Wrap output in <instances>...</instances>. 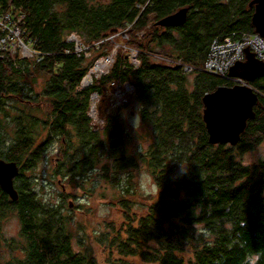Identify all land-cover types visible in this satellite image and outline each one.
Here are the masks:
<instances>
[{
	"label": "trees",
	"instance_id": "16d2710c",
	"mask_svg": "<svg viewBox=\"0 0 264 264\" xmlns=\"http://www.w3.org/2000/svg\"><path fill=\"white\" fill-rule=\"evenodd\" d=\"M251 1L0 0V16L23 15V41L37 52L0 57V159L19 166L18 199L0 186V221L15 212L23 240L4 241L13 255L7 264H100L90 250L75 247L68 217L45 203L26 175L58 141L56 173L73 181L95 172L115 187L124 184L125 223L114 225L109 239L122 257L112 254L108 264H131L123 257L135 256L157 264H250L254 255L264 264V156L244 160L264 143V76L249 83L262 95L238 144L210 143L203 118L205 93L236 84L204 70L211 45L256 32ZM182 7H189L182 24H157ZM124 30L139 63L118 48L109 70L83 85L95 62L114 49L110 37ZM71 33L84 39L79 54ZM168 58L194 69L184 72ZM125 81L135 87L127 103L147 126L144 147V135L135 141L124 127V105L100 129L89 116L93 94L104 96L113 82ZM141 162L160 187L142 212L128 197Z\"/></svg>",
	"mask_w": 264,
	"mask_h": 264
},
{
	"label": "rangeland",
	"instance_id": "374dc122",
	"mask_svg": "<svg viewBox=\"0 0 264 264\" xmlns=\"http://www.w3.org/2000/svg\"><path fill=\"white\" fill-rule=\"evenodd\" d=\"M110 39L114 43V49L109 56L101 57L95 62L92 70H90L86 77V81L93 83L94 76L100 77L109 70L118 48H122V51L128 54L132 63H139L137 48L129 43L131 40L129 33H126L124 30L112 35ZM68 40H74L83 48L86 47L83 45L84 39H81L76 33H71L68 36ZM27 47L25 48L26 51L16 48L11 53L30 56L32 53L30 49L32 48ZM90 55V52L86 53V56ZM99 63L108 64L102 71L95 72V68H97ZM92 71V79H89L88 77ZM128 83L132 84L129 81ZM130 95L131 92L126 91L124 85H121V87H117V84L114 86L110 85L104 96L99 94L92 95L89 116L92 119V124L95 125V129H100L106 115L116 112L124 105L120 110L124 127L134 140L136 139L134 138L136 134L141 133L144 135L140 141L139 139L135 140L139 141L142 147H144L149 141L148 137H146L147 135L145 136L147 126L141 121L136 106L133 103H127ZM135 141L131 143V150H134L136 147L135 144L137 142ZM61 146L60 141L56 142L53 147L47 150L43 158L38 162L37 167L27 171L26 175L30 178L32 186L35 187L44 202L59 205V209L68 217L75 247L77 249L87 248L93 253L97 262L108 264L112 254L114 257H122L116 249L109 246V239L110 234L114 232L112 230L114 225L116 228H120L121 224L125 223V213H123L125 210H123L122 202H120L124 184L115 187L105 179H98L95 172H91V176L87 180L80 178L69 181L68 177L56 173L54 169L55 163L62 158ZM262 156H264V143L256 150L246 152L244 160L246 162H253ZM142 174L152 177L144 162H141L137 168L133 169L131 179L133 190L135 191L128 196L130 202H133L132 208L141 212L156 197L141 190L139 185ZM62 196L63 198L66 197L63 204ZM20 232L21 224L16 213L9 211L4 214L0 221V241L3 245L0 249V264H7L13 260V255L4 241L14 240L18 244L23 243ZM123 258L131 264H157L145 261L138 256Z\"/></svg>",
	"mask_w": 264,
	"mask_h": 264
},
{
	"label": "water",
	"instance_id": "95a60500",
	"mask_svg": "<svg viewBox=\"0 0 264 264\" xmlns=\"http://www.w3.org/2000/svg\"><path fill=\"white\" fill-rule=\"evenodd\" d=\"M250 5L255 8L252 17L255 31L264 37V0H252ZM188 10L189 7H182L158 20L157 24L163 26L182 24ZM229 76L240 77L246 81V84L221 85L203 96V118L212 144L239 143L248 120L255 117L254 106L262 95L249 83L264 76V61L248 51L246 60L233 65ZM18 174L19 166L16 162L0 159V186L13 200L18 199L14 184V178Z\"/></svg>",
	"mask_w": 264,
	"mask_h": 264
},
{
	"label": "built area",
	"instance_id": "2783aa9c",
	"mask_svg": "<svg viewBox=\"0 0 264 264\" xmlns=\"http://www.w3.org/2000/svg\"><path fill=\"white\" fill-rule=\"evenodd\" d=\"M22 18L23 15L15 18L9 12L0 16V30L4 33L0 38V57H3L5 52H12L16 48L26 51L27 45L23 41L20 25ZM30 50L32 51L30 56L37 54L35 50ZM83 50L84 48L77 44V53L79 54ZM248 51L254 53L256 58L264 61V37L255 32L254 34L243 33L240 38L228 35L221 39H216L211 45L204 64V70L232 80L236 84H246V81L240 77L229 76V71L237 62L246 60ZM165 60L169 63L183 66L184 72H190L194 69L193 66L184 64L181 59L168 58ZM116 84L117 87L124 85L126 91L131 93L135 90V87L128 81L112 83L113 86Z\"/></svg>",
	"mask_w": 264,
	"mask_h": 264
},
{
	"label": "clouds",
	"instance_id": "9594fccd",
	"mask_svg": "<svg viewBox=\"0 0 264 264\" xmlns=\"http://www.w3.org/2000/svg\"><path fill=\"white\" fill-rule=\"evenodd\" d=\"M140 188L142 191L154 195L159 196L160 193V187L158 184H156L152 177L147 174H142L140 177ZM250 260V264H256V260L259 259L258 255H254L252 257L248 258Z\"/></svg>",
	"mask_w": 264,
	"mask_h": 264
},
{
	"label": "bare ground",
	"instance_id": "6f19581e",
	"mask_svg": "<svg viewBox=\"0 0 264 264\" xmlns=\"http://www.w3.org/2000/svg\"><path fill=\"white\" fill-rule=\"evenodd\" d=\"M107 64L108 63H106V64H104V63H99L98 64V66H97V68H95V72H97V71H102L106 66H107ZM92 73H93V71L90 73V75H89V79H92ZM89 74V73H88ZM86 77L87 76H85V78L83 79V83L84 84H88V83H90V81H86Z\"/></svg>",
	"mask_w": 264,
	"mask_h": 264
}]
</instances>
